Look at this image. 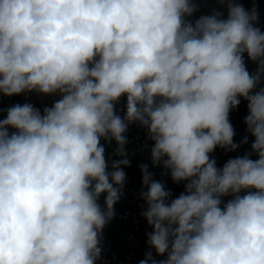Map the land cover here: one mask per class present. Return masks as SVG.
Listing matches in <instances>:
<instances>
[{"label":"clouds","instance_id":"1","mask_svg":"<svg viewBox=\"0 0 264 264\" xmlns=\"http://www.w3.org/2000/svg\"><path fill=\"white\" fill-rule=\"evenodd\" d=\"M212 2L193 21L198 0H0V95L60 97L0 119V264H97L131 123L152 167L184 184L173 198L140 165L139 264H264V31L255 5ZM242 99L251 152L217 167ZM102 138L122 157L111 171Z\"/></svg>","mask_w":264,"mask_h":264},{"label":"trees","instance_id":"2","mask_svg":"<svg viewBox=\"0 0 264 264\" xmlns=\"http://www.w3.org/2000/svg\"><path fill=\"white\" fill-rule=\"evenodd\" d=\"M240 3L243 4L245 9H252V7L255 5V7L258 10L259 13V23L258 27L261 28L262 31H264V0H239ZM199 3V11L196 12L192 17L189 19L195 20L197 19L201 14H207L212 8L216 7L212 0H198ZM246 62L247 58L245 57ZM247 66L250 71H253L255 69V65L247 62ZM261 86H264V83H262ZM31 102L35 104L36 107L43 110L45 105H43L39 99V96L37 94H29L26 96H12L7 97L0 95V119H3L6 117L7 112L6 110L15 105V104H23V102ZM125 105H126V98L122 99L119 104H117V112L121 115V117L125 114ZM248 114L247 110V101L241 100L240 105L235 110L231 111L230 113V122L233 125L235 129V136H234V143L238 145L237 149L235 151H225L224 149L217 148L213 153L212 156L216 159L217 167H222L229 159L236 158L239 156H243L246 153L251 152V144L254 141V138L248 133L247 127L244 124V117ZM130 125L128 124L127 131L125 133L126 138L128 139L130 134ZM247 137V143H243L244 138ZM101 144L105 148V156L106 160L108 161L109 165V171H111V165L113 161L122 159V157L114 155V150L116 149L117 145L116 142L113 140L111 142H106L103 138L101 139ZM126 148V145H125ZM130 161L129 167H124L123 171L126 173V181L124 186H130V187H139L143 188L142 185V173L140 170L141 164H147L137 158H130L127 157ZM253 159H255V156H252ZM150 169V167H149ZM163 172H157L154 176V179L156 180H162L165 183V186L168 190L172 192L173 198L178 196L181 192L184 191V184H175L172 182L169 175H162ZM228 198H225V201ZM99 203L103 206L104 204V195H101L99 199ZM118 206V202L114 205V207ZM123 206V205H122ZM148 231H151L147 223H144L141 228V246L139 247L137 254H136V264H139V261L144 259V254L148 250L146 245V233ZM155 255V253H154ZM164 257H156V259H165Z\"/></svg>","mask_w":264,"mask_h":264},{"label":"built area","instance_id":"3","mask_svg":"<svg viewBox=\"0 0 264 264\" xmlns=\"http://www.w3.org/2000/svg\"><path fill=\"white\" fill-rule=\"evenodd\" d=\"M127 141V157L147 163L154 174L153 178L157 172H163L161 167L151 165L150 149L153 142L148 139L146 129L131 123ZM141 190L139 187L124 186L118 206L114 207L115 216L103 229L102 253L97 264H136V254L141 246V228L146 223L141 216L145 206L140 196Z\"/></svg>","mask_w":264,"mask_h":264},{"label":"rangeland","instance_id":"4","mask_svg":"<svg viewBox=\"0 0 264 264\" xmlns=\"http://www.w3.org/2000/svg\"><path fill=\"white\" fill-rule=\"evenodd\" d=\"M39 96V99L41 101V103L43 105H45V107H51L52 104L58 100L60 97L58 95H47V96ZM26 101H24L23 103H25Z\"/></svg>","mask_w":264,"mask_h":264}]
</instances>
